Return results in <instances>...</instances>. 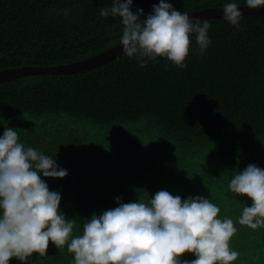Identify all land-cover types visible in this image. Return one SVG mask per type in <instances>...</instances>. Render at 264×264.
<instances>
[{"label":"trees","instance_id":"1","mask_svg":"<svg viewBox=\"0 0 264 264\" xmlns=\"http://www.w3.org/2000/svg\"><path fill=\"white\" fill-rule=\"evenodd\" d=\"M170 2L191 12L232 0ZM158 3L133 0L132 10L146 17ZM110 4L0 0V71L68 64L120 43L119 18L99 13ZM207 21L209 46L201 53L192 34L182 68L161 57L140 67L122 56L84 72L1 83L0 135L15 129L19 142L67 170L62 179L41 178L61 194L60 209L78 228L116 207L117 197L147 200L161 189L182 199L204 196L238 229L230 247L240 255L232 264H264V227L237 222L252 201L228 188L234 172L264 168V16L243 15L238 26L223 17ZM30 259L72 264L73 256L49 241L46 255Z\"/></svg>","mask_w":264,"mask_h":264},{"label":"clouds","instance_id":"2","mask_svg":"<svg viewBox=\"0 0 264 264\" xmlns=\"http://www.w3.org/2000/svg\"><path fill=\"white\" fill-rule=\"evenodd\" d=\"M249 9L264 8V0H244ZM133 0H111L99 9L102 17L119 18L122 55L140 67L158 57L185 67L192 34L201 53L209 46L207 20L190 18L170 0L153 4L146 17L132 10ZM234 0L223 5V18L238 26L242 12ZM67 170L52 156L19 142L18 132L5 127L0 135V264L13 258L31 264L33 253L46 255L49 241L66 247L72 264H232L239 252L230 247L237 232L232 218L219 217L220 208L204 196L182 199L161 189L149 199L123 203L92 214L78 228L76 219L60 209L61 194L44 178L62 179ZM228 188L252 203L238 223L252 230L264 227V168L249 164L234 172ZM74 230L75 233H74ZM185 253L194 259H181Z\"/></svg>","mask_w":264,"mask_h":264},{"label":"water","instance_id":"3","mask_svg":"<svg viewBox=\"0 0 264 264\" xmlns=\"http://www.w3.org/2000/svg\"><path fill=\"white\" fill-rule=\"evenodd\" d=\"M239 10L243 15L247 16H264V8L249 9L246 5H239ZM223 7L206 8L198 11L187 12L192 19L201 21L223 17ZM122 46L120 43L106 49L96 55L85 58L80 61L57 65V66H25L19 68H11L0 71V84L32 75H67L88 71L109 63L119 57H122Z\"/></svg>","mask_w":264,"mask_h":264}]
</instances>
